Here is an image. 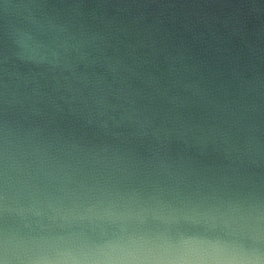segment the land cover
Here are the masks:
<instances>
[{"label":"water","instance_id":"water-1","mask_svg":"<svg viewBox=\"0 0 264 264\" xmlns=\"http://www.w3.org/2000/svg\"><path fill=\"white\" fill-rule=\"evenodd\" d=\"M0 264H264V0H0Z\"/></svg>","mask_w":264,"mask_h":264}]
</instances>
